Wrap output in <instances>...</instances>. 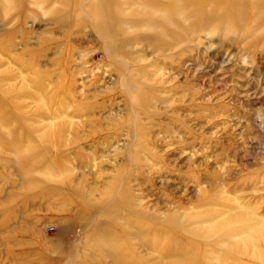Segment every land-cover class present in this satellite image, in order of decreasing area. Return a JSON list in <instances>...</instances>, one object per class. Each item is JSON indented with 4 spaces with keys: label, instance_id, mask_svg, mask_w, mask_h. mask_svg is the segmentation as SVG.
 I'll list each match as a JSON object with an SVG mask.
<instances>
[{
    "label": "rangeland",
    "instance_id": "1",
    "mask_svg": "<svg viewBox=\"0 0 264 264\" xmlns=\"http://www.w3.org/2000/svg\"><path fill=\"white\" fill-rule=\"evenodd\" d=\"M0 264H264V0H0Z\"/></svg>",
    "mask_w": 264,
    "mask_h": 264
},
{
    "label": "bare ground",
    "instance_id": "2",
    "mask_svg": "<svg viewBox=\"0 0 264 264\" xmlns=\"http://www.w3.org/2000/svg\"><path fill=\"white\" fill-rule=\"evenodd\" d=\"M57 21H59V20H57ZM63 22V21H62Z\"/></svg>",
    "mask_w": 264,
    "mask_h": 264
}]
</instances>
